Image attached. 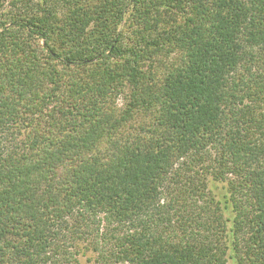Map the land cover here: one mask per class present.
<instances>
[{
	"label": "trees",
	"instance_id": "obj_1",
	"mask_svg": "<svg viewBox=\"0 0 264 264\" xmlns=\"http://www.w3.org/2000/svg\"><path fill=\"white\" fill-rule=\"evenodd\" d=\"M85 251L264 264V0H0V264Z\"/></svg>",
	"mask_w": 264,
	"mask_h": 264
},
{
	"label": "rangeland",
	"instance_id": "obj_2",
	"mask_svg": "<svg viewBox=\"0 0 264 264\" xmlns=\"http://www.w3.org/2000/svg\"><path fill=\"white\" fill-rule=\"evenodd\" d=\"M58 17L62 18V16L59 14H58ZM138 17H139L138 14L131 15V12H128L124 16V19L122 23L120 24L118 31L123 33V37H124L123 43L126 47H130V48L140 47V46L144 47L146 44L148 45L146 46L147 47L146 49L148 50V52L147 53L144 52V54H146L143 60L144 70L149 71V69H151L152 66L156 65L158 61L163 62L168 58H173L179 55V53H176L175 49L171 48L170 45L166 44L167 40H165L163 36L161 38L162 40H160V38L158 39L156 38L153 40L165 42V44L167 45V46H164L165 50L159 51L157 52V54L153 55L154 47L153 45L149 46L152 43V40H150L149 38H145L144 40H137L133 34V31L138 27L137 23L139 24V21L136 22ZM137 41H144V42L139 44ZM37 43H38V46H43L42 41H39ZM141 69H142V66H141ZM127 93H128L127 89H125V91L122 90V92L117 95L116 99L114 100L113 103H111V105L119 109V107L122 106V104L125 102ZM94 260H95V255L87 251H85L78 257L79 264H95Z\"/></svg>",
	"mask_w": 264,
	"mask_h": 264
}]
</instances>
